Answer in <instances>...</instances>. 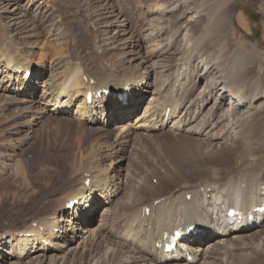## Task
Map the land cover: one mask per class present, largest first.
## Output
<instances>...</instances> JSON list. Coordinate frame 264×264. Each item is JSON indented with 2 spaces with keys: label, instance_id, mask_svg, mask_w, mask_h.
<instances>
[{
  "label": "bare ground",
  "instance_id": "6f19581e",
  "mask_svg": "<svg viewBox=\"0 0 264 264\" xmlns=\"http://www.w3.org/2000/svg\"><path fill=\"white\" fill-rule=\"evenodd\" d=\"M27 1L28 6L39 4V8H48L51 4L53 9L56 2ZM232 1H170L163 14L180 25L172 27L166 44L161 43L154 50L160 53L167 47L162 53L167 54L164 56L167 61L151 84L152 69L145 77L128 78L120 83L102 73L91 74L81 62L57 76L53 74L55 61L48 53L51 46L56 52L51 42L40 48L35 59L0 31V91L12 93L20 103L27 105L20 111L35 114L42 107L40 114L44 115L48 110L54 115L74 114L79 126L73 145L77 155H83L93 136H97L94 130L83 129L84 126H99L96 145L105 146V153L113 155L123 152L124 144L103 143L112 135L109 129H120L121 123L134 121L129 131L137 130L148 137L160 133L182 136L180 150L174 155L187 162L197 158L226 162L230 155L235 162L224 179L222 175H214L198 184L185 183L167 196L145 203L138 200L139 197L135 200L136 192H127L124 198L115 201L114 208L105 206L111 205L121 190L117 176H111L107 169L88 172L82 178L81 187L59 206L57 218L60 219L50 225L46 239L26 241L13 237L2 241L0 258L7 252L9 261L37 253L41 254L36 258H47L56 250L55 240L77 242L81 238L79 231L89 233L87 227L93 222L92 213L108 208L101 215L100 223L104 226L100 231H105L109 222L111 228L104 234L97 232L95 238L96 245L105 247L108 264H257L258 261L264 264V214L260 212L264 208L261 168L264 163V85L262 76L253 71L256 63L253 52L259 48L254 44L250 48L239 46L225 54V47L215 54L207 45L209 39L212 42L227 32L228 7ZM13 3L10 0L4 6L5 12H15L9 10ZM185 23L192 24L187 27ZM182 34V44L178 45L174 38ZM129 43L135 60H142L141 42L134 39ZM41 79H45L42 84L46 91L37 100ZM89 94L94 98L91 105L87 104ZM145 94L148 101L142 110L139 103ZM34 120L33 126H37L41 116ZM50 130L48 124L42 127V136H48L45 156L64 147L61 145L64 138L54 135L52 140ZM93 149L95 147L88 155L91 159L96 157ZM229 208L240 213L229 218ZM64 214L67 220L62 218ZM250 215L255 220L250 222ZM121 217L126 218L125 222L115 228ZM239 219L240 224H234ZM193 228L197 232L189 233ZM68 230L72 235L67 234ZM179 230L185 235L184 239L173 251L165 252V235L173 236ZM88 253L82 264L85 261L99 264L98 253L95 250Z\"/></svg>",
  "mask_w": 264,
  "mask_h": 264
},
{
  "label": "rangeland",
  "instance_id": "374dc122",
  "mask_svg": "<svg viewBox=\"0 0 264 264\" xmlns=\"http://www.w3.org/2000/svg\"><path fill=\"white\" fill-rule=\"evenodd\" d=\"M170 1L56 0L53 9L51 4L48 8H39V4L28 6L27 0H13L14 5L9 9L15 11L12 14L4 9L10 0H0V31L16 45L19 44L20 50L24 48L26 55L35 59L40 48L51 42L58 52L52 46L48 51L50 59L55 61L53 74L57 76L64 75L81 62L91 74L102 73L106 78L120 83L128 78L145 77L152 69L149 77L151 84L167 61V54H162L167 47L160 53L154 50L157 45L166 44L172 27L180 25L177 21H169V15L163 14V9L169 7ZM232 3L228 7L230 16L226 24L227 32L220 34L218 41L216 38L212 42L209 39L208 48L217 54V50L226 47L224 53L228 54L239 46H258L259 50L253 52L256 61L253 71L262 76L264 85V0H233ZM17 6L18 10H15ZM185 24L189 27L192 23ZM127 30L130 34H127ZM182 37L183 34L174 38L178 40V45L182 44ZM134 39L141 42L142 60H135V52L129 48V42ZM48 76L47 70L44 77ZM44 81L41 79L40 83ZM43 91H46L45 84L38 91L37 100L44 94ZM147 97L145 94L140 100L139 107L142 110L148 101ZM18 100L12 93L0 91V242L13 237L26 241L46 239L50 235V225L60 219L57 218L59 206L71 192L81 187L82 178L88 172L107 169L111 176H117L121 190L112 204L105 206L114 208L115 201L124 198L127 192H136L135 200L139 197L141 199L138 200L149 202L156 197L167 196L185 183L198 184L214 175H222L224 179L235 164L231 155L226 162L219 159L204 161L200 158L187 162L174 155L175 151L180 150L178 147L183 142L182 136L160 133L148 137L137 130L129 131L134 121L121 123L120 129H109L112 137L103 143L124 144H121L124 146L123 152L113 155L105 153V146L96 145L100 127L84 126L83 129L94 130L97 136H93L85 147V153L79 156L73 146L75 132L79 128L74 114L54 115L48 110L44 115L40 114L42 107L35 114L24 112L20 110L27 105ZM39 116L41 120L37 121V126H33L36 123L34 119ZM44 124L50 125L52 140L55 136L64 138L61 143L64 147L48 156L44 155L48 141V136H42ZM91 147H95L93 152L96 156L92 159L88 157L92 152ZM261 168L264 174V163ZM215 169L219 171L214 173ZM108 208L92 213L93 222L87 227L89 233L79 231L81 238L77 242L69 243L60 238L55 240L56 250L49 253L47 258H36L41 254L37 253L9 261L7 252L2 253L0 264H82L89 250L98 253L99 264H108L105 247L95 243L97 232L104 234L111 228L109 222L106 230L100 231L104 224L100 223L101 215ZM130 212L132 210L127 213ZM67 217L64 214L62 218L67 220ZM125 219L121 217L114 227H121ZM62 226L66 227V223ZM67 234L70 236L72 232L68 230ZM84 264L92 262L85 261ZM257 264H262V261Z\"/></svg>",
  "mask_w": 264,
  "mask_h": 264
}]
</instances>
